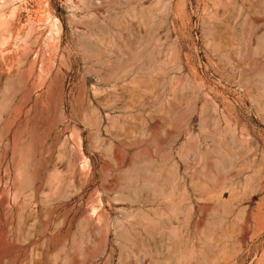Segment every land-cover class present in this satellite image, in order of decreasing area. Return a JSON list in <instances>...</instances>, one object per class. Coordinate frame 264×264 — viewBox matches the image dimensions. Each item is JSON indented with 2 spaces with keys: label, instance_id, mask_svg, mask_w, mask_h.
I'll return each mask as SVG.
<instances>
[{
  "label": "rangeland",
  "instance_id": "1",
  "mask_svg": "<svg viewBox=\"0 0 264 264\" xmlns=\"http://www.w3.org/2000/svg\"><path fill=\"white\" fill-rule=\"evenodd\" d=\"M0 264H264V0H0Z\"/></svg>",
  "mask_w": 264,
  "mask_h": 264
},
{
  "label": "bare ground",
  "instance_id": "2",
  "mask_svg": "<svg viewBox=\"0 0 264 264\" xmlns=\"http://www.w3.org/2000/svg\"><path fill=\"white\" fill-rule=\"evenodd\" d=\"M5 201V200H4ZM8 222V221H7ZM245 234V233H244Z\"/></svg>",
  "mask_w": 264,
  "mask_h": 264
}]
</instances>
